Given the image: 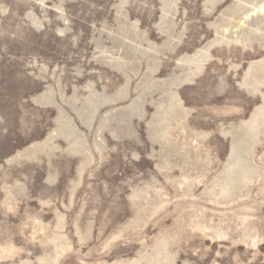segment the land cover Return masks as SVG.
I'll return each instance as SVG.
<instances>
[{
	"label": "rangeland",
	"instance_id": "374dc122",
	"mask_svg": "<svg viewBox=\"0 0 264 264\" xmlns=\"http://www.w3.org/2000/svg\"><path fill=\"white\" fill-rule=\"evenodd\" d=\"M0 264H264V0H0Z\"/></svg>",
	"mask_w": 264,
	"mask_h": 264
}]
</instances>
